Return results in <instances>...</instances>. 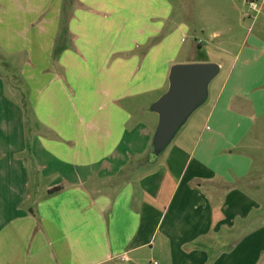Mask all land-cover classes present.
<instances>
[{
  "label": "crops",
  "instance_id": "crops-1",
  "mask_svg": "<svg viewBox=\"0 0 264 264\" xmlns=\"http://www.w3.org/2000/svg\"><path fill=\"white\" fill-rule=\"evenodd\" d=\"M130 2L136 13V0H0V264H264V15L256 34L229 42L209 19L192 47L185 24L156 47L160 29L149 35L140 24L129 29L136 44L101 35L113 41L98 43L107 59L80 58L97 33L117 31L113 11ZM160 6L169 16L167 1ZM60 39L75 52L56 59ZM164 44L171 58L155 66L152 51ZM185 48L220 70L158 165L157 123L122 102L158 93L156 103ZM76 63L114 74L88 83L99 106L78 93L84 112L72 105L66 130L54 104L78 82L58 70Z\"/></svg>",
  "mask_w": 264,
  "mask_h": 264
},
{
  "label": "rangeland",
  "instance_id": "rangeland-1",
  "mask_svg": "<svg viewBox=\"0 0 264 264\" xmlns=\"http://www.w3.org/2000/svg\"><path fill=\"white\" fill-rule=\"evenodd\" d=\"M156 1L157 6L154 7V0H136V13L132 2L129 3V7L125 8L124 6L125 9L120 8L118 11V15H116V12L114 10L113 13L117 17L116 21L118 20V24L115 25V30L117 31H109L108 34L97 33L96 35H100V37L97 36V39H94L95 37H92L91 40L88 41V45L82 46L85 49L83 51L81 50L82 54H80L79 49L77 48L78 55H80V58L86 59L87 50L92 56H94V60L107 59V57L105 56L98 57V52L99 50H101L100 47H98V43L100 45H106L109 44L107 40L110 41V43L113 41L111 38H107V36L102 37L101 35H119L120 39L118 42L120 44L124 42V44H126V47L132 44H136V42L133 41L136 39V31H129V29H132L134 26H140V24L143 30L148 31L149 35H152V31L160 29V33L158 34V36L156 38L152 37V39L150 40L149 43H151V47L159 46V44L163 42V36L167 35L172 30V28L175 29L179 27L180 24H185V26L189 30L187 34L186 45L192 47L196 43L195 36L198 37L197 40H205L203 35L198 34V24H205L206 22H208L209 19H213L214 23L218 24V29H220L223 34L222 38L226 42H229L228 38L231 36H234L237 39H242V37L250 35L252 31L253 34H256L259 31L258 26L261 23V19L264 15L263 0H253L260 7L258 11L252 10L249 4L251 0H166L168 3V10L170 9L169 16L165 14L164 9L160 6V0ZM153 10L155 11V16H153ZM135 17L136 22H133ZM256 21L257 24L255 26ZM127 23H130V26L127 28L125 27L126 29L123 32H119V29L122 27V25L125 24L126 26ZM60 35L65 34L62 33ZM82 36L84 38L87 37V35ZM89 36L91 37L92 33ZM66 42L67 40L61 41V39L58 42V50H56V55L54 56L56 57V59L59 57L58 55L64 49L69 48L68 44L66 45ZM69 49L70 51H74L75 47H70ZM145 49L147 50V46L145 47ZM172 52L173 50H171L166 44L153 50L152 56L154 57V65L160 66L161 63L171 58ZM202 54L203 52L187 54L185 48L177 60L178 63L174 65L206 63L203 61L205 57H203ZM88 58L91 57L88 56ZM99 67L100 66L97 65V68ZM68 68L70 70V73L68 74H63V72H66L64 70H58V72L60 73V75L63 76L62 78H66V75H68V78L70 80L78 82V89H74V93L72 88L67 87L65 90L66 96H62L60 102L54 104L53 110V113L58 112L63 113L65 115V119H62L61 123L62 128H65L66 130L70 129V125L73 123V118L75 115L73 112L74 110L72 108V105H77L79 111L84 112L82 105L83 101L81 100V96L78 93H83V91L92 92L93 97L91 99L95 98L96 100L91 103L90 107L93 108L95 106H99V97L95 93V89L93 91L91 90L88 83L90 81L94 82L95 79H97L98 77L102 80H112L111 75L114 74L106 73L104 70L97 72L96 70H94V67L91 68L90 66H86L84 63L72 64L71 66H68ZM131 73L132 72L130 71V69L126 66L125 69L121 72L120 76L122 79L124 78V81L126 82V80L130 79ZM76 95H78V97H76ZM156 96H158V93H153L152 95H140L138 98L136 97V94L134 95V97H131L130 95L128 99L126 97L125 102H122V104L126 107V110H129L133 115L136 116V114H138V116H140V118L145 122L149 120V118H151L157 123L158 126L159 117L151 110L153 104L152 100L156 98ZM68 99L71 101V103ZM136 103H140L143 105L141 111H136ZM46 122V127H50V124H53L52 120H47ZM261 135L262 136L259 138L260 143L258 146L260 149L261 156L264 157V132L261 133ZM166 149H168V147ZM166 149L158 156V165L159 163H162L164 161ZM259 196L261 201L264 200V184L262 186V193H260ZM261 203L264 202L262 201L259 204Z\"/></svg>",
  "mask_w": 264,
  "mask_h": 264
},
{
  "label": "water",
  "instance_id": "water-1",
  "mask_svg": "<svg viewBox=\"0 0 264 264\" xmlns=\"http://www.w3.org/2000/svg\"><path fill=\"white\" fill-rule=\"evenodd\" d=\"M219 70L216 63L171 67L169 89L151 108L159 117L152 142L153 160L171 144L189 117L206 101L209 85Z\"/></svg>",
  "mask_w": 264,
  "mask_h": 264
},
{
  "label": "built area",
  "instance_id": "built-area-1",
  "mask_svg": "<svg viewBox=\"0 0 264 264\" xmlns=\"http://www.w3.org/2000/svg\"><path fill=\"white\" fill-rule=\"evenodd\" d=\"M249 4L253 11H258L260 8L255 1H250Z\"/></svg>",
  "mask_w": 264,
  "mask_h": 264
}]
</instances>
